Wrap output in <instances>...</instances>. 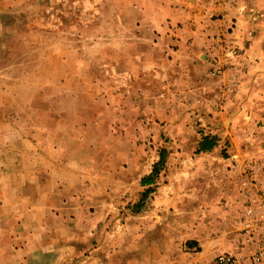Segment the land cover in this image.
Wrapping results in <instances>:
<instances>
[{"label": "rangeland", "instance_id": "obj_1", "mask_svg": "<svg viewBox=\"0 0 264 264\" xmlns=\"http://www.w3.org/2000/svg\"><path fill=\"white\" fill-rule=\"evenodd\" d=\"M170 1L0 0V187L34 168L65 186L74 212L50 222L52 262L216 264L236 247L245 190L264 180V85L254 95L243 87L244 70L264 67V54L239 55L230 37L264 33V0L262 11L251 0H216L226 14L248 4L245 20L204 26L213 32L201 75L215 87L214 107L226 101V136L207 134L208 151H198L201 121L164 128L169 111H196L190 102L203 98L185 94L171 44L155 36L151 18ZM240 94L252 101L245 111L232 102Z\"/></svg>", "mask_w": 264, "mask_h": 264}, {"label": "crops", "instance_id": "obj_2", "mask_svg": "<svg viewBox=\"0 0 264 264\" xmlns=\"http://www.w3.org/2000/svg\"><path fill=\"white\" fill-rule=\"evenodd\" d=\"M215 1L210 0L207 3L196 0L195 4H189L185 0L165 2L160 6V14L151 18L153 29L158 32L155 35L156 38L171 44L166 54L177 73L174 79L180 80L184 85L186 83L185 88L188 89L186 95L191 94L190 90H194L203 97L200 100L202 104L200 106L195 102H190L196 111L189 113L185 109L184 112L175 109L169 111L166 117L165 115L162 117L167 119L164 128L177 131L188 120H198L202 122L200 125L205 126L204 129L196 126L199 136L207 134L226 136V101L222 110L214 107L216 97L213 95V90L215 87L210 84L207 77L201 75L202 70L207 69L209 65L210 54L207 53L206 46L213 32V28L207 30L204 26L209 19L220 26V31L226 28L228 19H231L232 24L241 25L245 20L241 13L248 4L241 1L235 3L231 13L226 14L225 8H229V5H224L220 1L215 3ZM251 1L255 4V9L262 11V0ZM215 31L219 32L218 29ZM230 38L241 47L239 55L260 56L264 54L263 32L256 34L254 31L237 29ZM257 63V61L250 62L249 69L244 70L243 77L245 80L243 87L251 89L253 95L260 81H263L264 85V78H262L264 67ZM184 100L185 98H182L179 101L180 104ZM232 102L238 105L237 107L244 106V111L246 105L252 103V101H246L243 104L242 94L234 98ZM247 110L250 111V109ZM250 112L254 113L253 110ZM170 121L174 123H169ZM171 133L174 134L173 131ZM178 146H181L180 143ZM217 148L219 146H215L213 151ZM208 155L212 153H207ZM29 174L25 179H23L24 176L14 179L10 186L0 187V264L62 263L63 261L52 262L46 258L51 256L46 252L50 245L46 239L47 237L49 241L51 239V236L47 235L51 221L62 222L64 214L74 212L71 209L72 203L70 199L65 200V186L61 183L43 182L36 168ZM53 180H55L54 177ZM230 182L227 181L226 186L232 183ZM50 214L53 216L52 220H49ZM52 245L60 252L64 250V245L57 244L56 240H53Z\"/></svg>", "mask_w": 264, "mask_h": 264}, {"label": "built area", "instance_id": "obj_3", "mask_svg": "<svg viewBox=\"0 0 264 264\" xmlns=\"http://www.w3.org/2000/svg\"><path fill=\"white\" fill-rule=\"evenodd\" d=\"M243 205L236 247L218 253L216 264H264V180L251 181Z\"/></svg>", "mask_w": 264, "mask_h": 264}, {"label": "trees", "instance_id": "obj_4", "mask_svg": "<svg viewBox=\"0 0 264 264\" xmlns=\"http://www.w3.org/2000/svg\"><path fill=\"white\" fill-rule=\"evenodd\" d=\"M215 142L212 141V138H210L209 136H205L203 138V141L200 143V146L198 148V151H208V150H211L214 146ZM164 161V157L163 155L161 156L160 158V161L159 163H162ZM159 173V168H158V165L156 164L155 167H154V170L152 171V174H150L148 177L144 178L143 179V184L144 185H149L151 183L154 182V176L155 174Z\"/></svg>", "mask_w": 264, "mask_h": 264}]
</instances>
